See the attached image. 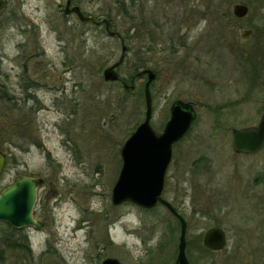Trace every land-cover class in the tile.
I'll list each match as a JSON object with an SVG mask.
<instances>
[{
	"label": "rangeland",
	"instance_id": "obj_1",
	"mask_svg": "<svg viewBox=\"0 0 264 264\" xmlns=\"http://www.w3.org/2000/svg\"><path fill=\"white\" fill-rule=\"evenodd\" d=\"M118 1L78 3L87 14L112 16L114 29L127 36L121 77L130 78L141 60L157 71L153 125L163 127L177 98L194 102L198 111L191 131L176 145L164 193L188 222L194 259L203 254L198 240L203 243L213 225L230 229L232 245L243 238L239 227L264 229L253 199L246 198L264 195V149L243 155L232 146V128L257 124L263 108L258 95L249 99L247 72L245 77L237 60L249 59L256 41L264 40V8L257 17L251 10L238 18L233 4L252 8L264 1L208 0L206 18L185 27L169 16L170 0H144L147 9L160 6V25L147 28L124 18ZM142 1L134 7L139 14ZM64 2L8 0L0 12V148L9 155L0 190L17 174L43 177L35 211L39 221L47 219L40 229L20 232L0 223V264H102L107 257L122 264H171L179 220L164 205H114L111 198L121 144L145 116L138 87L146 78L138 79L132 92L121 81H105L104 69L122 54L120 38L104 25L66 17ZM247 28L253 33L244 38ZM179 39L196 42L200 59L194 50L184 57L183 47L173 54ZM181 58L184 66L174 72ZM220 197L227 198L218 203ZM5 238L16 247L7 246Z\"/></svg>",
	"mask_w": 264,
	"mask_h": 264
},
{
	"label": "water",
	"instance_id": "obj_2",
	"mask_svg": "<svg viewBox=\"0 0 264 264\" xmlns=\"http://www.w3.org/2000/svg\"><path fill=\"white\" fill-rule=\"evenodd\" d=\"M4 0H0V10ZM82 19L86 17L80 8L76 7ZM246 4H236L235 13L245 16L248 13ZM107 21V20H106ZM110 34H115L109 27ZM251 34L250 29L243 33L244 37ZM128 46L122 38V54L113 64L105 68V81H118L119 66L122 64ZM148 74L145 84L146 112L142 122L131 132L121 144L122 166L112 190L114 205L130 201L138 206L153 208L157 204L165 205L180 220L181 233L178 245V254L173 264H192L187 254V228L186 219L177 211L172 203L164 197L167 174L175 150V143L191 129L197 118V110L192 101L176 99L170 107L169 119L165 121L162 130L156 129L151 119L153 117V95L151 83L157 74L151 68L137 72L136 76ZM133 88L134 85H127ZM233 150L236 154H254L264 148V113L256 125L241 128H232ZM8 154L0 148V179L7 167ZM41 177L18 175L13 183L0 191V220L17 227L33 225L41 228L43 222L34 217V208L38 199V188L43 184ZM225 231L219 226L207 230L203 239L204 245L211 249H219L226 243ZM102 264H122L116 257L104 258ZM165 264V263H148Z\"/></svg>",
	"mask_w": 264,
	"mask_h": 264
},
{
	"label": "flooded vegetation",
	"instance_id": "obj_3",
	"mask_svg": "<svg viewBox=\"0 0 264 264\" xmlns=\"http://www.w3.org/2000/svg\"><path fill=\"white\" fill-rule=\"evenodd\" d=\"M64 1H65L64 2L65 5L63 8V13H65L66 17L75 15L78 18H80L81 22H90V23L93 22L94 24L104 25V26H106V24H107V21L104 19H108L109 26L111 28L116 27V22L114 21L115 19L114 18L112 19V16L105 17V16H101V15L94 16L92 14H87V13L83 12L82 6L78 3V0H64ZM202 1H204V2L201 3L200 0H196V3L193 4V3H191L190 0H170V2H171V14H169V16L173 17L176 20H179L178 23H181V25L184 24L185 27L186 26L190 27L191 25H195V24L197 25L202 19L206 18V15L208 12L207 8L210 5L208 0H202ZM255 1L257 2V1H264V0H255ZM137 2H138V0H131L130 3H128L127 0H119L117 3H118V7H120L119 11L122 13V16H124V18H128L130 22L137 24L138 26L143 27V28L153 27V26L155 27V25L159 26L160 25L159 19H157L158 18V12L160 11L159 4L154 3L151 8L147 9L145 7V1L143 0L141 2V8H143V9H140V14H139V13H137L138 11L136 9H134ZM240 3L241 2H237V3L233 4L234 5L233 6V13L238 18H242V17L236 15L234 10H235L236 4H240ZM7 4H8V0H4V5H3V8L0 10V12H2L6 8ZM76 7L80 8V11L86 17L92 16V17L96 18L97 20H93L92 18L91 19L90 18L82 19L79 15L78 11L75 10ZM248 8H249L248 13H251V10H252L255 12V13H253L254 16L257 17V14L258 13L260 14L263 11L264 6H262L260 4H252V8L249 5H248ZM248 13H247V15H248ZM250 30H251V34H252L253 30L252 29H250ZM262 30L264 31V28H262ZM251 34H249V36H251ZM261 35H262V31H261V33H259V37H261ZM179 42H180L181 46H180V44L177 46H175V44H173V46H171V50H172L173 54H175V55L179 54L180 49H178V48L183 47V49H187V52H185L183 54L184 57L189 56L191 54V51L194 50L197 52V53H195V55H196L195 60L200 59V57H201L200 48H199L200 46L196 42H194L192 45H191V43H190V45H188L187 41L182 40V39H179ZM188 42H189V40H188ZM253 48L255 49V51L250 53L249 59L238 58L237 63L239 65L240 70L244 73V76L247 72V86L246 87L248 88L249 99L253 98L254 96L256 97L258 95L260 97V100L263 103V105H262L263 108L260 111L261 117H262V114L264 112V40L260 39V40L256 41ZM183 60H184V58H181V60L178 61V63H176L174 72H177L176 71L177 66L178 67L184 66L182 64ZM239 68H238V70H239ZM155 72L157 74V77H156V79H157L158 73H157V71H155ZM140 78H146L145 82L147 81V75H144ZM140 78H137V80ZM156 79L154 81H156ZM145 82H144V85H145ZM152 86H153V83H152ZM186 135L181 139V141L186 137ZM181 141H177V142L179 143ZM175 158H176V148H175V153H174L172 162L170 164V167L172 166L173 162H175ZM203 159L204 158H202V161H203ZM204 164H205V167L207 170H209L211 168V163H208V164L204 163ZM170 167H169V170H170ZM183 171L186 172V170H184V169H183ZM226 198L227 197H220L219 198L220 201H218V203H221ZM246 198H249L250 200L253 199L252 201H253V203H255L256 209L258 210L257 216H259L260 218H264V195H261L260 197L259 196H253V197L248 196ZM170 202L177 209V211L182 216H184L180 212V209L175 204H173L172 201H170ZM184 202H185V200L182 199L180 205L181 204L183 205ZM157 206H159V205H157ZM220 206H222V205H220ZM234 208L235 207L233 206L232 209H234ZM170 213L178 219V217L172 211H170ZM36 216H37V211H36ZM46 220H47L46 218L42 219V221H46ZM221 225H213V226H219L225 231L224 233L226 234V243L224 244L223 247H221L219 249H211V248L207 247L206 245L201 244L200 247L202 246L203 254L199 256V259H194V257H196V256L192 255V249H191V246L189 245L190 241H188V243L186 244L187 245V254L186 255H188L192 264H264V231H263L264 229H262L261 226L256 225L257 227H255L254 229L251 228L252 230L249 227H247V228L246 227H239L238 228L239 231L243 233V238H237L236 243L234 245H232V244L228 243L230 241L229 239L231 237L230 229L227 228L225 225H223V226H221ZM213 226H211V227H213ZM11 227H12V230H14L15 232H18V231L20 232V230H21L20 228H17L14 226H11ZM211 227H209V228H211ZM26 228L27 227H25L24 229H26ZM206 231H205V233H206ZM200 242H202L201 239H200ZM208 255H210V256L215 255L218 258H216V259H203ZM175 259H176V257H175ZM175 259H174V261H175ZM166 264H170V263H166ZM171 264H173V263H171Z\"/></svg>",
	"mask_w": 264,
	"mask_h": 264
},
{
	"label": "trees",
	"instance_id": "obj_4",
	"mask_svg": "<svg viewBox=\"0 0 264 264\" xmlns=\"http://www.w3.org/2000/svg\"><path fill=\"white\" fill-rule=\"evenodd\" d=\"M147 50H149V51H152L153 49H152V47H149V49H147ZM147 66V64H146V62H144V61H142L141 60V63H140V65H136V68H135V71L137 72L138 70H140L141 68H144V67H146ZM123 80H125L126 82H130L131 81V77L130 78H126V77H123ZM126 88V87H125ZM139 88V92H140V94H143V87H138ZM132 90L133 89H131V90H127V91H129V92H132ZM10 100V99H9ZM5 101H7V100H5ZM27 141V140H26ZM9 226V225H8ZM10 227V226H9ZM10 229H12L11 227H10ZM4 230V229H3ZM196 242V241H195ZM4 243L7 245V246H9V247H11V248H14V247H16V245H15V243L13 244L12 243V240H11V238H5L4 239ZM197 243V242H196ZM198 243H200V241L198 240ZM27 248H29L28 247V245H27Z\"/></svg>",
	"mask_w": 264,
	"mask_h": 264
}]
</instances>
